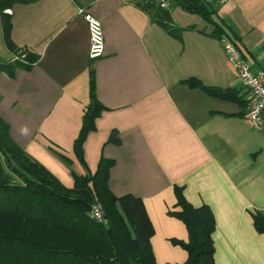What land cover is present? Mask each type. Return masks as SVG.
Segmentation results:
<instances>
[{
  "label": "crops",
  "instance_id": "obj_1",
  "mask_svg": "<svg viewBox=\"0 0 264 264\" xmlns=\"http://www.w3.org/2000/svg\"><path fill=\"white\" fill-rule=\"evenodd\" d=\"M169 2L168 30L141 0L14 3L10 33L17 51L2 43L0 22V64L14 62L20 51L37 59L0 72V119L15 146L68 189L72 172L94 173L100 156L113 160L109 192L142 199L156 264L187 260L174 243L188 238L184 223L167 214L177 209L174 186L187 203L209 207L214 264H264V233L252 215L264 219V120L260 130L246 125L248 92L222 47L228 40L251 71L261 68L264 0ZM79 7L101 23L103 56L93 61ZM90 71L104 110L83 140L82 166L72 141L89 101ZM188 79L228 98L192 89ZM111 130L118 143L107 142Z\"/></svg>",
  "mask_w": 264,
  "mask_h": 264
},
{
  "label": "trees",
  "instance_id": "obj_2",
  "mask_svg": "<svg viewBox=\"0 0 264 264\" xmlns=\"http://www.w3.org/2000/svg\"><path fill=\"white\" fill-rule=\"evenodd\" d=\"M34 0H0L2 43L17 51L12 43L9 9L14 3L27 4ZM153 21L169 29L170 16L148 0H141ZM185 9L191 6L183 4ZM27 64L21 61L0 64V72L13 73L17 66L26 67L37 58L26 53ZM93 71L89 72V101L82 115V124L72 141L74 157L83 166V140L95 127V118L104 107L93 93ZM186 85L200 89L207 95L227 99L228 93L216 88H204L198 81L188 79ZM8 126L0 119V264H156L149 240L152 223L146 216L140 197L126 194L117 197L109 192V168L113 160L100 156L95 172L85 175L72 172V188L59 183L42 165L31 160L17 148L7 134ZM109 143H118L117 132L111 130ZM67 166L68 158L57 155ZM17 178V180H16ZM175 211L173 218L184 223L188 238L179 244L187 256L182 264H214L212 254L213 217L209 207L199 208L187 203L179 186L173 187ZM98 202L104 209L105 223L86 217L91 203ZM253 215V225L264 233V219Z\"/></svg>",
  "mask_w": 264,
  "mask_h": 264
},
{
  "label": "built area",
  "instance_id": "obj_3",
  "mask_svg": "<svg viewBox=\"0 0 264 264\" xmlns=\"http://www.w3.org/2000/svg\"><path fill=\"white\" fill-rule=\"evenodd\" d=\"M151 3L157 5L162 10L166 11L170 7V0H148ZM231 0H202L205 2H215V4H224ZM6 13H10L9 9L5 10ZM77 15H80L86 22V28L88 30V50L87 56L90 61L93 59H97L102 55L104 50V42H103V32L100 27V21L90 16L87 11L79 7L77 9ZM223 50L227 55V61L230 63V66L233 69V73L236 75L239 84L248 92L247 95V107L245 108V123L247 126L251 128L260 130L263 126L264 120V54L262 56V66L257 72H253L250 70L249 64L244 61V56L240 50H238L233 44H231L228 40H224L223 42ZM23 51L18 52L16 57L14 58V62L24 60ZM104 209L101 204L98 202H93L88 207L86 217L90 220L95 221L96 223H105L104 219Z\"/></svg>",
  "mask_w": 264,
  "mask_h": 264
},
{
  "label": "rangeland",
  "instance_id": "obj_4",
  "mask_svg": "<svg viewBox=\"0 0 264 264\" xmlns=\"http://www.w3.org/2000/svg\"><path fill=\"white\" fill-rule=\"evenodd\" d=\"M16 180H17V178H16Z\"/></svg>",
  "mask_w": 264,
  "mask_h": 264
}]
</instances>
